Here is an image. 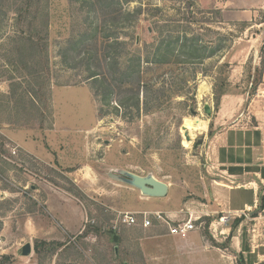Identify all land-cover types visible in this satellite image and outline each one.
I'll use <instances>...</instances> for the list:
<instances>
[{"label":"rangeland","instance_id":"rangeland-1","mask_svg":"<svg viewBox=\"0 0 264 264\" xmlns=\"http://www.w3.org/2000/svg\"><path fill=\"white\" fill-rule=\"evenodd\" d=\"M75 1L0 0V264L136 262L123 250V244L130 250L125 228L133 226L120 223L132 214L126 209L136 191L110 175L130 170L175 188L194 186L204 175L203 131L213 109L223 95H252L258 83L259 69L243 86L226 82L227 54L244 26L223 20L219 0H130L123 8L134 23L124 32L114 29L119 6L103 4L90 12L88 4ZM259 17L264 20V11ZM105 27L118 38L128 34L132 48L150 43L163 28L199 37L208 53L221 50L195 65L194 93L190 86L185 97L129 120L113 112L116 95L103 107L91 84L83 82V69L63 65L69 40ZM28 36L31 42L24 40ZM182 68L188 76L193 67ZM199 122L205 129H195ZM78 222L81 232L68 234L65 227L73 230ZM113 236L119 239L114 242ZM25 244L31 247L26 257L21 256Z\"/></svg>","mask_w":264,"mask_h":264},{"label":"crops","instance_id":"crops-1","mask_svg":"<svg viewBox=\"0 0 264 264\" xmlns=\"http://www.w3.org/2000/svg\"><path fill=\"white\" fill-rule=\"evenodd\" d=\"M218 9L226 23L244 26L227 54V84L243 86L256 69L258 83L252 95H223L213 109L203 131L204 175L194 186L175 188L153 176L168 187L163 198L144 197L131 187L136 196L126 212L160 213L172 226L191 221L195 227L184 238L154 217L148 228L140 222L125 228L130 250L127 244L123 250L133 264H264V0H219ZM81 223L73 230L66 226L67 233H80Z\"/></svg>","mask_w":264,"mask_h":264},{"label":"trees","instance_id":"trees-1","mask_svg":"<svg viewBox=\"0 0 264 264\" xmlns=\"http://www.w3.org/2000/svg\"><path fill=\"white\" fill-rule=\"evenodd\" d=\"M129 2L131 1L124 0L120 3L119 0H82L83 4L89 5L90 12L103 4L109 8L119 6L115 11L117 26L114 29H120L121 32L133 27L134 19L129 18L132 15L123 8L124 3ZM44 17L45 28L46 15ZM158 33L150 43L132 48L125 40L128 34H120L118 38L107 27L101 30L95 28L90 33L78 35L67 42L68 46L63 52V65L70 70L83 69V82L91 84L94 96L98 97L97 102L103 107L111 106V97L116 95L112 110L121 113L124 119L133 120L141 112L154 113L168 105L172 98L185 97L190 86L194 93L198 73L195 65L202 64L203 60L212 58L221 50L218 46L208 53L207 47L202 46L200 38L196 36L188 39L179 34L165 33L163 28ZM46 36L45 33L43 39ZM32 38L28 36L24 40L31 42ZM43 39L40 38L41 41ZM45 45H42V52ZM98 45L102 48L101 58L98 56ZM186 66L193 67L188 76L183 75L185 69L182 67ZM224 67L227 68L228 65L224 64L218 75L224 74ZM217 101L216 99L214 103L215 108L218 106ZM261 201L264 206V196Z\"/></svg>","mask_w":264,"mask_h":264},{"label":"water","instance_id":"water-1","mask_svg":"<svg viewBox=\"0 0 264 264\" xmlns=\"http://www.w3.org/2000/svg\"><path fill=\"white\" fill-rule=\"evenodd\" d=\"M204 112L210 116V109L205 106ZM186 141H189L187 134H184ZM111 179L132 187L140 192L144 197L163 198L167 194L168 187L165 183L155 179L152 175L139 176L129 171H118L115 175H110ZM113 240L117 241V237L113 236ZM31 254L30 244H25L21 248V256H29Z\"/></svg>","mask_w":264,"mask_h":264},{"label":"built area","instance_id":"built-area-1","mask_svg":"<svg viewBox=\"0 0 264 264\" xmlns=\"http://www.w3.org/2000/svg\"><path fill=\"white\" fill-rule=\"evenodd\" d=\"M151 217H154L156 220L165 223L168 226L169 233L174 236H179L184 238L188 232L195 229L194 225L191 221H186L182 224L177 225H170L166 219L160 213H153L148 214L146 212L143 213H132V214H125L122 219H120V223L123 226H134L138 222L141 223L143 228H148L151 225ZM263 217H264V210H263ZM228 220L227 217L220 218L222 223H226Z\"/></svg>","mask_w":264,"mask_h":264},{"label":"bare ground","instance_id":"bare-ground-1","mask_svg":"<svg viewBox=\"0 0 264 264\" xmlns=\"http://www.w3.org/2000/svg\"><path fill=\"white\" fill-rule=\"evenodd\" d=\"M186 123H187V124H190V121L186 120ZM193 125L195 126V124H193ZM195 129H196L197 131H201V130L205 129V124L202 123V122L196 123V127H195Z\"/></svg>","mask_w":264,"mask_h":264}]
</instances>
